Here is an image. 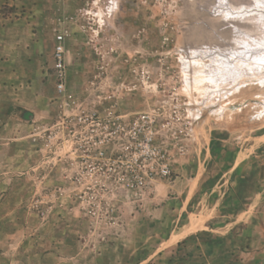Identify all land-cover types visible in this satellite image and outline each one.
<instances>
[{"label": "rangeland", "instance_id": "rangeland-1", "mask_svg": "<svg viewBox=\"0 0 264 264\" xmlns=\"http://www.w3.org/2000/svg\"><path fill=\"white\" fill-rule=\"evenodd\" d=\"M262 16L264 0H0V264H247L239 227L213 257L214 231L228 230L213 207L264 200ZM93 105L155 113L186 156L202 159L206 146L225 152L223 168L246 161L225 197L211 195L213 171L176 228L174 213H158L177 208V194L156 188L172 180L132 191L105 169L83 170L67 124Z\"/></svg>", "mask_w": 264, "mask_h": 264}, {"label": "built area", "instance_id": "built-area-1", "mask_svg": "<svg viewBox=\"0 0 264 264\" xmlns=\"http://www.w3.org/2000/svg\"><path fill=\"white\" fill-rule=\"evenodd\" d=\"M64 42V37L58 36L53 56L59 94L66 92ZM67 125L69 140L83 170L105 169L132 191L148 190L154 182L174 180L175 158L184 155V147L177 134L171 132V124L163 123L152 112L121 114L115 108L105 111L93 105L69 116Z\"/></svg>", "mask_w": 264, "mask_h": 264}, {"label": "crops", "instance_id": "crops-1", "mask_svg": "<svg viewBox=\"0 0 264 264\" xmlns=\"http://www.w3.org/2000/svg\"><path fill=\"white\" fill-rule=\"evenodd\" d=\"M218 152L219 151L214 152L211 148L208 150L207 147L204 146L203 150L200 151V153L204 154V158L202 159L199 154H194L192 157L186 155L179 157V160L177 161L179 165L175 169V179L170 183L162 185L156 184L157 189L161 186H166L172 193L178 195L174 198L177 201V208L171 209L169 206H162L158 212L160 215L168 212V210L174 213L173 215L176 216V228L182 218H186L188 220L187 225L189 224L191 216L189 209L191 203L199 193L201 187L213 177V171L216 170L217 174L216 178L214 177V179H216V185L214 186L211 195L218 194L219 196L222 195V197H225L231 180V175L246 161L245 159L235 156L232 160V165L223 168L226 162V154L225 152ZM219 162H221V165ZM224 179H226L225 182H223ZM222 189H225L224 193L222 192ZM230 205L233 207H240L236 206L232 201H228L222 206L221 203L215 205L213 207L214 212L218 213L222 209L225 210ZM223 218H226V221L228 222L226 225L228 230L224 233L214 231V233H219L220 236L215 237L211 241L213 257H217L220 252L224 254L229 252L234 245L233 240H235V236L233 232L236 227H239L242 231L239 238L240 241L247 245L250 241L253 248L252 253L247 255L248 258L245 263L264 264V200L262 199V195L257 194L248 204L243 207L241 206V210L235 215H226L224 212ZM212 219L206 222L205 227ZM187 225H184L179 233L170 235L166 242L168 243L175 235H181ZM200 231L186 235L182 238L179 237L180 240L175 246H179L185 241L197 237ZM178 239H172V242L174 243Z\"/></svg>", "mask_w": 264, "mask_h": 264}, {"label": "trees", "instance_id": "trees-1", "mask_svg": "<svg viewBox=\"0 0 264 264\" xmlns=\"http://www.w3.org/2000/svg\"><path fill=\"white\" fill-rule=\"evenodd\" d=\"M241 210V207H233V206H229L225 209V214L226 215H235L237 214L239 211Z\"/></svg>", "mask_w": 264, "mask_h": 264}, {"label": "bare ground", "instance_id": "bare-ground-1", "mask_svg": "<svg viewBox=\"0 0 264 264\" xmlns=\"http://www.w3.org/2000/svg\"><path fill=\"white\" fill-rule=\"evenodd\" d=\"M244 13H247V15L248 14H254V10H252V9H245V10H243L242 12H239L238 14H239V16L240 15H243ZM245 15V14H244ZM262 17H264V16H262Z\"/></svg>", "mask_w": 264, "mask_h": 264}]
</instances>
